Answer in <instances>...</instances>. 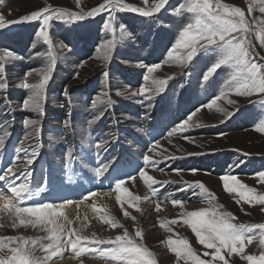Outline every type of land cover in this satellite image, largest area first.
<instances>
[{
  "label": "rangeland",
  "instance_id": "1",
  "mask_svg": "<svg viewBox=\"0 0 264 264\" xmlns=\"http://www.w3.org/2000/svg\"><path fill=\"white\" fill-rule=\"evenodd\" d=\"M182 2L184 0H169L166 6L167 10H162L161 13L154 14L152 17H143L126 10L114 13L117 21L127 26L130 37L118 42L113 59L107 65L103 59L98 58L102 54L96 50L103 40L111 38L110 33L102 31V25L108 17L107 12L97 15L95 18H85L76 22L51 21L49 34L53 42V51L57 61L52 79L46 90L44 115L42 118L31 111L19 110L18 105L28 95V92L17 87L26 71L29 69L39 70L47 62L46 55L39 58H31L33 52L46 54L48 50V45L36 36L39 22L18 23L0 29V57L8 50L17 57L14 60L0 61L6 65V76L10 85L7 90V96L13 105L10 115H0V122L7 120L8 125H11L8 128L11 136L6 138L4 149L0 150V169L6 168L17 155L15 148L19 146V141L25 132L22 120L25 117L41 119L42 130L40 139L30 142L42 144L39 156L36 158L37 161L35 160L30 168L33 179V184H30V186L34 195L31 201L26 202L25 206L50 201L59 203L62 199H71L78 202L84 195L96 192L99 199L107 201V206L104 204L98 206V203L93 201L94 196L85 202V211L88 219L82 221L83 225H87V227H84V233L88 235L96 233L99 238L107 239L110 237L114 238L117 234H122L124 230L111 228L109 225L104 224L98 218L97 213L87 205V202L90 205L94 202L96 208L100 210V215L107 213L110 218L114 217L129 231L130 235L135 236V231L139 229L142 232L143 239L140 241L137 238L138 242H142L153 252V258L157 264H177L175 253L171 251L167 244L169 237L172 239H187L203 258L204 246L198 243L194 233L188 225L183 223V220L186 218V212L208 207L209 204L206 196L193 195V191L198 192V189L187 188L185 191H178V189L186 187V185L202 182L214 194L215 200L213 202L222 205V211L231 212L236 217L234 221L236 223H264V211H262L264 206L259 204L250 205L242 200L237 203L236 200L239 197L235 193H228L224 189L222 181L224 175L230 174L236 176L241 183L255 189L257 193H264V183H261L258 175H256L260 171H264V133L256 130L258 122L264 120V105L260 103V101L264 100V95L257 94L248 97L238 96L234 92H230L226 98L217 102V105L225 109L226 112L234 113L233 116L227 119L224 113L216 111L215 106L212 109H208L201 107L202 105L193 108L184 117L186 118L190 112L200 109L193 116L192 121L189 122L187 130L203 129L206 132V129L212 130L213 126H217L221 121L227 122L231 120L243 110L250 112L247 117H249L252 125L234 133L219 134L220 136L211 139L204 136H197L196 138L192 136L184 137L183 134L169 137L167 136L168 131L163 130H143L141 132L140 122L150 127L152 123L150 114L166 98L176 114L181 102H191L190 104L193 105L203 98L213 95L203 104L207 105L214 96L220 94L230 71L226 66H222L208 82H202V74L205 68L216 59L215 55L201 53L187 67H182L178 63L169 60L167 52L176 40L178 31L183 23L187 22L186 16L176 17L170 15V12ZM222 2L239 6L247 12V7L251 0H222ZM101 3H103V0H0V16L4 17L7 24L8 21L17 20L45 7L61 8L69 12L86 14L90 9ZM125 3L140 8H150L154 0H148L147 5L144 0H125ZM260 15L258 10L253 13L255 17ZM250 39L254 52L253 61L258 64H264V60L261 59V57H264V47L260 45L254 34ZM34 41L37 45L35 49L31 47ZM62 45L69 46L71 51L69 52L68 47H62ZM166 49L167 51H165ZM152 50L154 51V58L161 59L164 56V59L156 63H144L143 60L149 58ZM80 57L83 59H79ZM155 64H160V68L152 74L153 76L158 79H164L169 76L173 78L168 81L166 91L162 94L163 98L155 96L153 107L146 109L145 105L139 102L141 97L131 96L130 93L138 91L139 87L145 83L143 76L147 74V68ZM105 71L109 73L107 77L103 75ZM182 78L185 80L181 81ZM38 79L39 77L35 75L28 77L29 82H36ZM179 81L181 82L179 83ZM87 83L89 85L86 90L89 92V96L79 104L77 101L79 96L74 89L80 88ZM97 85L100 86L98 91L95 90ZM117 90L124 92V95H117ZM185 91L192 92L191 101L183 99ZM65 92H67V95H65ZM104 92L109 93L115 110V115L112 116V122L115 124L113 127H108V129L104 128L101 118L94 120L90 126L87 123L89 120H93V117L99 111L103 110V105L93 109L91 101L94 97ZM3 95L4 93L0 92V97ZM62 100L66 102V110L62 108ZM228 100L234 103L229 104ZM3 107L0 104V112L3 111ZM109 110L110 108L105 111L102 120H104ZM69 113H71L70 116ZM65 119L71 120L72 130H69V139L63 134L64 131L60 130L61 127H64V130L66 128L63 123ZM176 120L178 121V119ZM182 120L178 122L169 120V124L173 127ZM0 134H2V128H0ZM130 134L137 139L135 145L132 140L127 138ZM201 135L206 134L201 133ZM113 136L115 139H112ZM86 138L89 143H83ZM100 139L109 140L108 151L101 150L100 152L99 159L101 161L106 157H116V154L122 151L119 143L125 148H129L128 154L123 149L125 155L119 158L121 171L112 172V176L131 174L129 171L132 172L135 169L133 173L135 179L127 180L124 185L133 195L141 197L134 206L128 203L121 206L115 200V207L111 208L108 205V201L116 199L115 195H117L113 191L114 184L110 183L109 180L94 178L90 169L97 165L94 144ZM154 140L159 141V147L155 148V154L148 151ZM69 148L73 150L76 160L71 168L65 169L64 158ZM161 152L164 156L175 157V159L170 160H184L187 157L206 154L215 156L219 153H229L228 156L224 157H231L228 165L221 160L220 165H207L205 172L192 171L193 169L188 170L185 166L180 167L179 164L173 167L170 163L165 167H161L160 163L157 167L148 166V168H144L143 155L147 154L159 160ZM19 155L21 158L23 157V153ZM241 161H243L242 164L240 163ZM246 162L248 164L245 168L244 163ZM46 164L56 166L58 172L52 176L51 171L44 170ZM130 166L132 168H129ZM142 167L147 175L157 181L153 186V188L159 187L156 195H153L138 174V170ZM160 169L164 170L161 171ZM173 169L182 171L177 173ZM79 180L87 182L82 184ZM88 182H91V184ZM45 185L47 186L46 191H37ZM174 185L175 188H173ZM56 187H64L76 191L75 197L58 198L61 193H69L70 190L62 189L56 192L57 189L46 198L47 192L51 189L54 190ZM188 189L192 190V192L186 193L189 191ZM185 194L188 195L185 196ZM172 199H178L185 203L183 207L173 205L171 203ZM157 204L160 205L159 210H157ZM72 208H75V204L69 209ZM125 211L129 213L127 217L124 215ZM172 220H176V223L172 224ZM161 222L165 223V228L160 227ZM0 225H3V227H0V235L4 236L44 235L38 229H26L24 227L13 229L11 221L5 213H0ZM72 227H75V225L73 224ZM167 229H170V231ZM245 251L259 255L262 250L259 248L257 240L253 244L247 245ZM66 258L70 260L64 261ZM84 259L85 264H103L101 259L92 255ZM226 259L229 260V264H246V262L235 255L226 257ZM52 264H77V261L71 258L69 249L65 251L63 257H54ZM181 264H183V261H181Z\"/></svg>",
  "mask_w": 264,
  "mask_h": 264
},
{
  "label": "snow or ice",
  "instance_id": "2",
  "mask_svg": "<svg viewBox=\"0 0 264 264\" xmlns=\"http://www.w3.org/2000/svg\"><path fill=\"white\" fill-rule=\"evenodd\" d=\"M147 5L148 0H144ZM169 0H154L150 8H140L125 3V0H103V3L90 9L86 14L69 12L61 8L45 7L43 9L33 11L28 15L20 17L17 20L8 21L7 24L3 16H0V29L7 26L25 23L39 22L36 36L42 39L43 43L48 45L47 53L33 52L31 58L47 57L45 65L37 69H29L23 75V78L17 84V87L27 90L28 95L18 105L20 111H31L36 113L38 117L44 115V103L46 100V90L57 61V57L53 51V42L49 34L50 22L53 20L65 23L76 22L85 18H95L101 13L107 12L108 17L102 25V31L110 33L111 38L105 39L97 46V52L102 55L101 58L107 63L113 59V54L117 48L118 42L124 41L130 37L127 26L117 21L114 13L120 11H130L137 13L143 17H152L154 14L167 10ZM261 14L259 17L253 16L255 11ZM170 15L176 17H187V22L183 23L178 31V36L172 47L168 50L167 56L170 61L176 62L182 67L190 65L201 53L215 55L216 59L209 64L201 77L202 82H208L214 74L226 66L230 69L227 78L224 81V87L219 95L214 96L206 107L212 109L216 107V111L222 112L225 118L234 115L232 112H226L225 109L219 107L217 102L226 98L230 92H234L238 96L264 95V64H258L253 61V46L250 37L254 34L260 45L264 47V0H251L248 4L247 12L239 6L230 5L222 2V0H184L174 7ZM250 18V19H249ZM33 49L37 47L34 41ZM68 51H71L69 46ZM17 57L8 50L5 51L0 61L14 60ZM264 60V57H261ZM160 68V64H155L147 68V74L143 76L145 82L139 87L138 91L131 92V96H139L141 104L146 109L153 107L155 96H161L165 93L168 81L172 76L164 79H158L152 74ZM37 76L36 82H29L28 77ZM105 77L109 75L107 71L103 73ZM9 83L6 76V65L0 62V92L4 93L0 97L3 111L0 115L8 116L11 114L13 105L11 104L7 90ZM130 87V86H129ZM117 95L123 96L124 92L117 90ZM67 95V92H65ZM147 102V103H145ZM229 104L234 103L231 100ZM71 104V101L69 100ZM264 105V100L260 101ZM103 105V110L89 120V126L94 120H99L109 108L112 107V100L108 92L94 97L91 101V107L97 109ZM200 109L190 112L186 118L180 123L174 125L168 132L167 136L171 137L176 134H183L192 121L193 116ZM71 113H69V116ZM224 121H221L223 123ZM64 125L71 129V120L65 119ZM25 132L19 146L15 148L16 156L10 164L0 169V182L8 185L6 195L4 191H0V213H5L11 221L13 229L24 227L38 229L44 235L25 236V235H0V264H52L54 257H63L66 250L70 249L71 258L77 261V264H85V257L92 255L103 261V264H157L153 258L154 254L142 242V232L137 229L135 236L130 235L129 231L124 228L114 217L110 218L107 213L100 215V210L96 208L93 202L89 207L97 213L98 218L111 228L124 229L122 234L115 235L114 238H99L96 233L91 235L84 233V227H72L73 219L69 218L67 210L75 204L77 209L76 219L79 217L80 206L93 196L96 192H90L84 195L78 202L71 199H62L61 202L55 201L35 203L25 206L26 202L32 200L33 190L30 187L32 172L31 166L39 156L40 143H30L38 141L41 136V119H33L25 117L22 120ZM6 126V127H5ZM7 120L0 122L2 134H0V150L4 149L6 138H10L11 132L8 130ZM256 130L264 133V120H260ZM111 136V134H109ZM112 139H115L113 136ZM83 143H89L86 138ZM109 140L100 139L94 144L97 156V165L91 168V172L95 179L109 180L114 184L113 191L117 193L116 201L123 206L125 203L135 205L141 197L133 195L125 187L127 180H134L131 174L124 176H112V172L118 171V158L115 156L106 157L104 160L99 159L101 150L108 151ZM159 147V141H153L152 146L148 148L149 152L155 154V148ZM23 153V157L19 155ZM160 159L156 160L153 156L147 154L142 156L144 167H157L160 163H164L172 156H164L160 153ZM76 157L73 150L69 148L64 158V168L69 169L73 165ZM241 164L243 161L240 162ZM87 166V165H86ZM111 169V171H110ZM163 171L164 169H160ZM174 172H180V169H173ZM195 171V170H192ZM138 174L144 183L156 195L158 189L153 188L157 183L153 177L147 175L143 171V167L138 170ZM261 183H264V171L257 173ZM223 187L228 193H235L239 199L247 204H259L264 206V193H257L255 189L241 183L236 176L226 174L222 177ZM187 188L198 189L193 191V195H202L207 197L209 206L186 212V218L183 223L188 225L194 233L200 245L204 246L202 253L203 258L191 246L187 239L167 240L168 247L175 253L177 264H229L226 257L235 255L246 264H264V223H236V217L227 211H222V205L215 204L214 194L202 183L196 182L192 185L178 189L185 191ZM47 186L39 188L37 191H46ZM173 205L183 207L184 201L172 199ZM157 210L160 205L157 204ZM264 211V208H262ZM127 217L129 213L124 212ZM88 217L85 215L84 220ZM135 219V217H133ZM172 224L176 220L171 221ZM3 227V225H0ZM160 227L165 228V223L161 222ZM170 231V229H167ZM258 240V246L262 250L259 255L251 254L245 251L247 245L253 244ZM210 250V251H209Z\"/></svg>",
  "mask_w": 264,
  "mask_h": 264
},
{
  "label": "trees",
  "instance_id": "3",
  "mask_svg": "<svg viewBox=\"0 0 264 264\" xmlns=\"http://www.w3.org/2000/svg\"><path fill=\"white\" fill-rule=\"evenodd\" d=\"M157 47L158 46L156 44V48ZM153 50H152V52H153ZM165 51H167V49ZM153 53H151V55L149 56L148 59L143 60V62L144 63H153V62L156 63V62H160V61H162L164 59V56L161 59L154 58L153 57ZM79 59H83V58L80 57ZM122 78H123V76H122ZM184 80L185 79L182 78L181 81H184ZM181 81H179V83ZM89 83L83 85L80 88H78V87L75 88L74 91L77 92V93H81L82 95L89 96V92H87V90H86V88L89 85ZM95 90H97V91L100 90V86L97 85ZM212 96L213 95L207 96V97L203 98L201 101H199V102H197V103H195L193 105L190 104L191 102H186V103L181 102L180 106L178 108V113L177 114L173 112L172 108H167V106H170V104H169V100L166 98L161 103H159V106L156 107L155 111L150 114V117H152V115H154L157 118L159 115L165 114L166 116L169 117V120H171L172 122H175V121L178 122L179 120H182L189 111H191L193 108H195L197 106L203 105ZM183 99H187V100L191 101L192 100V92L191 91L190 92L185 91ZM87 104L89 105V103H87ZM62 105H63L62 106L63 110H66L67 106H66L65 100H64V102L62 100ZM258 106L260 107V105H258ZM162 109L165 110V111H163ZM169 113H172V114L174 113L176 116L173 114L174 117H170ZM249 114H250V112H246L245 110H243V111L239 112L236 116H234L231 120H229L227 122L219 123L217 126H213L212 130L206 129V132L203 131V129L186 130V132L183 133V135H184V137L185 136H192L193 138H196L197 136H204V137H210L211 139H214L216 136H220L219 134L222 135V134H224V133L226 134L228 132L234 133L235 131H239L241 129H245L246 127H249V126L252 125L251 121L249 120V117H247ZM114 115H115V110H114V106L112 105L110 110L107 112V115L105 116L104 120L102 121L105 124V127H113V125L115 123L112 122V116H114ZM62 117H64V116H62ZM176 119H178V121ZM60 130H63L64 131L63 134H65L67 139H69V135H70L69 129L66 127L65 130H64V127H61ZM201 133H204V134H206L208 136L201 135ZM214 134H217V135H214ZM64 139H65V137H64ZM228 154L229 153H219V154H217L215 156L211 155V154H206V155H202V156L187 157L184 160L183 159L168 160V161H166L164 163H161V167H163V166L165 167L168 163L172 164L173 167L179 164L180 167L185 166V168H187L188 170L193 169V170L205 172L206 168H207V165H220V161L221 160L224 161L228 165V162L230 163L229 160H230L231 156L229 158L224 157V156H228ZM209 162H211V163H209ZM247 164H248V162L244 163V167L245 168L247 167ZM263 164H264V161H263ZM169 167H170V165H169ZM154 188L157 189L159 187H154ZM173 188H175V185L173 186ZM163 190H166V189H163ZM188 190L189 191L186 192V193H191L192 192V190H190V189H188ZM186 195H188V194H185V196Z\"/></svg>",
  "mask_w": 264,
  "mask_h": 264
},
{
  "label": "bare ground",
  "instance_id": "4",
  "mask_svg": "<svg viewBox=\"0 0 264 264\" xmlns=\"http://www.w3.org/2000/svg\"><path fill=\"white\" fill-rule=\"evenodd\" d=\"M26 23V22H25ZM37 161V160H36ZM131 164V163H130ZM47 165H49V164H46L45 165V167H44V170L46 169L47 171H51L52 172V176L56 173V172H58V169H57V167L56 166H51V165H49V166H47ZM39 167V166H38ZM43 170V169H42ZM56 177V176H55ZM32 177H31V184H33V182H32ZM78 185V184H77ZM155 185V184H154ZM153 185V186H154ZM7 187H8V185L6 184V183H4V182H0V191H4V193L6 194V195H11V193L10 192H7ZM31 187V186H30ZM58 189V190H57ZM62 189H66V188H62V187H56V188H54V190H49V192H47V197L46 198H48L49 197V195L53 192V191H55V190H57L56 192H59V190H62ZM67 190H70L69 191V193H74V194H69V193H61L60 194V196L58 197V198H72V197H75V192L76 191H74V190H71V189H67ZM99 193V192H98ZM98 195V194H97ZM94 196V198H93V201L94 202H96V203H98L97 205L99 206V205H101L102 206V204H104L105 206H107V201H104V199H99V197L98 196ZM176 195V194H175ZM116 196V195H115ZM174 198V197H173ZM115 200L116 199H111V200H109L108 201V205L112 208H114L115 207ZM29 201H31V200H29ZM74 201V200H73ZM90 202V201H89ZM92 202V201H91ZM92 204V203H91ZM87 205H90L88 202H87ZM85 205L83 204V205H81L80 206V209H79V217H80V219H76V216H77V210H76V206H75V208H72V209H68L67 210V212H68V215H69V218L70 219H73V221H74V225H75V227H77V228H79V227H82L83 226V223H82V221L84 220V217H85V215L87 216V213H86V211H85ZM89 208V207H88ZM73 209H75V210H73ZM88 217V216H87ZM143 221V220H142ZM138 223V222H137ZM141 223V222H140ZM125 225V224H124ZM127 225V224H126ZM159 226V225H158ZM127 227V226H126ZM70 259L69 258H66L64 261H69Z\"/></svg>",
  "mask_w": 264,
  "mask_h": 264
},
{
  "label": "crops",
  "instance_id": "5",
  "mask_svg": "<svg viewBox=\"0 0 264 264\" xmlns=\"http://www.w3.org/2000/svg\"><path fill=\"white\" fill-rule=\"evenodd\" d=\"M154 52V51H153ZM153 52H151V53H153Z\"/></svg>",
  "mask_w": 264,
  "mask_h": 264
}]
</instances>
